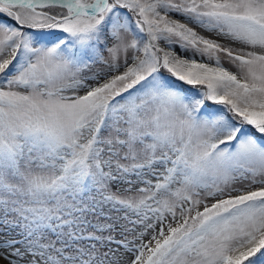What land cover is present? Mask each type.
<instances>
[{
  "label": "snow or ice",
  "instance_id": "snow-or-ice-1",
  "mask_svg": "<svg viewBox=\"0 0 264 264\" xmlns=\"http://www.w3.org/2000/svg\"><path fill=\"white\" fill-rule=\"evenodd\" d=\"M0 264H264V0H0Z\"/></svg>",
  "mask_w": 264,
  "mask_h": 264
}]
</instances>
